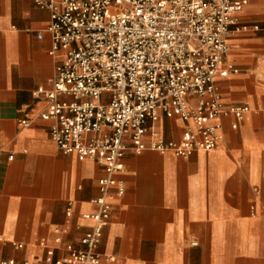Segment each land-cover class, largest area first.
Segmentation results:
<instances>
[{"label":"crops","instance_id":"1","mask_svg":"<svg viewBox=\"0 0 264 264\" xmlns=\"http://www.w3.org/2000/svg\"><path fill=\"white\" fill-rule=\"evenodd\" d=\"M239 17L249 29L230 34L229 74L216 82L226 105L251 111L237 128L222 117L212 151H128L102 264H264V0ZM51 20L37 0H0V256L20 264H69L67 245L93 227L87 215L106 176L96 159L64 153L41 118L50 100L37 92L53 88L61 54H51ZM186 126L177 116L154 125L167 139Z\"/></svg>","mask_w":264,"mask_h":264},{"label":"built area","instance_id":"2","mask_svg":"<svg viewBox=\"0 0 264 264\" xmlns=\"http://www.w3.org/2000/svg\"><path fill=\"white\" fill-rule=\"evenodd\" d=\"M248 3L37 0L52 12L51 54L61 53L53 88L37 92L50 100L41 118L51 122V137L64 153L96 159L106 170L100 195L92 199L97 208L87 215L93 227L79 246L67 245L69 264L103 263L100 246L113 199L125 193L118 173L128 151L156 150L185 158L212 151L223 137L222 117L233 116L237 128L251 111L248 103L226 105L216 82L229 74L230 34L249 29L239 17ZM176 116L187 126L181 138L167 139L154 125ZM0 264L20 263L0 256Z\"/></svg>","mask_w":264,"mask_h":264}]
</instances>
